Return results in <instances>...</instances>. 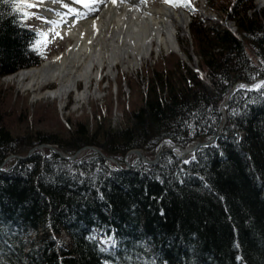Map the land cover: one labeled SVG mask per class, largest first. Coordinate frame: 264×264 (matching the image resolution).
<instances>
[{"label":"trees","instance_id":"1","mask_svg":"<svg viewBox=\"0 0 264 264\" xmlns=\"http://www.w3.org/2000/svg\"><path fill=\"white\" fill-rule=\"evenodd\" d=\"M253 1L219 0L230 32L187 0H163L190 18L194 69L176 62L173 72L154 73L139 106L123 115L105 105L69 127L47 113L67 129L64 138L32 130L42 112L18 111L0 96V164L48 144L67 155L93 147L122 168L90 150L71 162L47 149L7 161L0 264H264V7L254 10ZM18 3L0 0V78L42 62L41 36ZM236 83L243 89L224 105L223 120L219 108ZM217 132L187 164L169 153L155 165L132 155L124 170L130 150L152 156L164 139L184 148Z\"/></svg>","mask_w":264,"mask_h":264},{"label":"bare ground","instance_id":"2","mask_svg":"<svg viewBox=\"0 0 264 264\" xmlns=\"http://www.w3.org/2000/svg\"><path fill=\"white\" fill-rule=\"evenodd\" d=\"M85 2L87 7L77 0H40L41 33L56 35L52 42L63 41V49L4 80L30 92L33 100L53 99L61 106L72 93L80 104L95 95L92 81L113 76L118 65L124 72L135 69L153 53L177 52L178 37H186V15L165 3L152 7L145 0ZM254 5L262 8L264 0H254ZM49 84L55 86L43 90ZM166 147L171 145L161 146Z\"/></svg>","mask_w":264,"mask_h":264},{"label":"rangeland","instance_id":"3","mask_svg":"<svg viewBox=\"0 0 264 264\" xmlns=\"http://www.w3.org/2000/svg\"><path fill=\"white\" fill-rule=\"evenodd\" d=\"M39 1L40 0H37L34 4L35 6L32 8H27L24 5V10H27V12L30 11L29 19L31 20L34 19L31 12L38 11V14L41 13V6L39 4ZM145 1L152 7H156L160 3H163V0ZM187 1L190 3L191 7L195 9L196 13L207 23L213 25L220 24L227 30L233 31V23L224 17L222 11L215 10V8L218 9L219 0ZM229 1L230 0H221L224 6H227ZM28 2L30 3V1ZM259 9H255L254 7V10L256 11ZM184 14L187 16L186 20L188 25L190 18L185 12ZM34 16L37 17L38 22L35 23V26L29 24V27L35 32H41V28L38 25L39 15ZM39 35L41 37L38 43H36L35 48L38 49L40 56H42L41 61L49 59L52 55L57 54V52L63 49V41L58 40L57 43L52 42L56 38V35ZM177 41V52H165L163 50L157 54L153 53L149 57L145 58L140 66L135 69L130 68L127 70V72H124L122 71L121 66L118 65L113 72V76H101L100 80H98L97 83L95 81H92L90 84V88L96 89L95 95L90 96L86 102L80 104L74 101V96L72 93L68 94L63 99L61 106H59L58 102L53 99L40 98L33 100L30 92L22 91L17 87L16 84L6 82L4 80L5 77L0 78V96L4 99V101L8 102L9 105L13 103L14 107L18 111L23 110V112L29 113H32L34 110L41 111L43 114L42 120L34 118L31 125L32 130L41 131L46 134L59 135V139H61L66 136L67 132L65 131H67V129L63 130L61 128H58L57 125L51 123V119L46 115L47 113L51 114L54 117H57L60 122L66 121L69 127H72L74 125L73 121L85 120L87 119V117H89V115L93 113L96 108L103 107L105 105H109V108L112 109V111L120 110V113H122L123 115L124 113L122 111H128L130 109V105H132L133 107L139 106L144 97L147 81L151 76L154 75V73L159 71L173 72L176 62H180L185 67L194 69L196 60L192 54L189 32L188 34H186V37H178ZM102 74H104V72ZM54 86V84H49L45 86L43 90L51 89ZM80 87L81 85L79 84V88ZM2 91L3 93H1ZM109 120L110 123H113V120H115L114 122H116V120L120 119H113L112 116ZM25 137L27 136L25 135ZM164 149L166 148H163V150ZM62 236L63 239L67 240L64 235ZM100 243L101 245H108V242H105L103 240H101Z\"/></svg>","mask_w":264,"mask_h":264},{"label":"water","instance_id":"4","mask_svg":"<svg viewBox=\"0 0 264 264\" xmlns=\"http://www.w3.org/2000/svg\"><path fill=\"white\" fill-rule=\"evenodd\" d=\"M231 32H233V31H231ZM185 33L188 34V30H186ZM263 81H264V79H263ZM259 82H260V80H256L252 84L247 85L246 90L255 89ZM239 89H243V88L240 87V85H238V83L234 84L229 89V91L227 93V96L225 98V101L220 106L219 112L222 115L223 120H225V115H224V111H223L224 105L228 102V100H229L230 96L232 95V93L235 92L236 90H239ZM223 124H224V121H223L222 125ZM221 127L218 129V131L221 129ZM217 137H218V132L213 137H211L208 140H205V141H202V142H196V143H194V144H192L190 146H186L184 148L177 147L170 140L164 139L156 146V148L153 151V155L152 156H145L144 154H142V152L140 150H130V151L126 152L124 154L123 158H122L123 164L125 166L124 170H128L129 169V158L132 155L136 156L140 160V162L145 164V165H155L158 162V160L160 159L162 154L169 153L174 159L180 161L182 164H187L190 161V159L192 158L193 153L197 149L215 144V141H216ZM165 144L166 145L170 144L171 147H166V149L163 150L161 148V146H163ZM43 149L49 150L51 153H53L54 155L58 156L60 159L68 161V162L74 161L82 152H84L86 150H90V151L96 153L100 158H102L105 161H107V162L111 163L112 165H114L118 170H122V168L119 166V164H118V162L116 160H114L113 158L104 156L96 148L89 147V146H84V147H81V148L77 149L73 154L67 155V154H64V153L60 152L59 150H57L54 146H51V145H48V144H39L37 146H34V147L30 148L26 152V154L24 156L9 155V156H7V157H5L3 159L2 163L0 164V167L2 165H4L10 159L25 160L34 151H38V152H40L42 154Z\"/></svg>","mask_w":264,"mask_h":264},{"label":"snow or ice","instance_id":"5","mask_svg":"<svg viewBox=\"0 0 264 264\" xmlns=\"http://www.w3.org/2000/svg\"><path fill=\"white\" fill-rule=\"evenodd\" d=\"M78 3H84V6L87 7L88 4L85 2V0H77ZM166 2H170V0H166ZM23 4L25 5L27 8H32L35 5L32 3H29L28 0H20V3L17 4V7H20V5ZM27 15V14H25Z\"/></svg>","mask_w":264,"mask_h":264}]
</instances>
